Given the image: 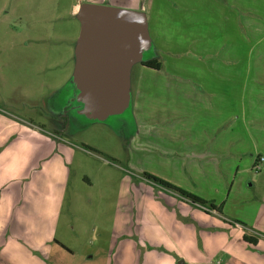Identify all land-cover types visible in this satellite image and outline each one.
Listing matches in <instances>:
<instances>
[{
  "label": "rangeland",
  "instance_id": "rangeland-1",
  "mask_svg": "<svg viewBox=\"0 0 264 264\" xmlns=\"http://www.w3.org/2000/svg\"><path fill=\"white\" fill-rule=\"evenodd\" d=\"M72 2L0 0V113L31 118L51 132L59 125L58 116L68 114L64 136L76 152L56 228L71 252L50 251L48 264H171L181 246H171L176 238L168 236L169 223L159 211L165 195H177L143 173L170 178L205 200L224 201L228 215L251 214L264 195V162L259 171L245 158L239 172L234 164L197 168L191 161L194 152L171 149L172 136L160 129L164 114L170 116L176 107L185 115L180 128L187 130L194 128L198 110L207 114L215 105L217 116L226 115L232 129L248 131L242 149H253V144L260 148L264 120L254 118L249 107L263 111L264 102L257 105L255 100L264 98V90L258 91L251 79L245 87L241 67L250 53L249 62L264 63V56L256 55L264 49V0H147L153 46L143 58L155 57L164 68L136 63L132 73L139 80L138 90L129 87L128 99L100 110L86 100L81 85L72 83L66 87L70 97L59 104L67 111L48 117L43 113L49 107L47 83L58 85L65 79L61 64L66 75L72 74L67 71L69 55L59 52L56 38L70 40L73 66L79 22L71 15ZM240 17L244 30L238 26ZM159 22H167L171 38L161 40ZM174 63L182 69L176 71ZM174 77L176 86H166ZM244 104L249 108L246 117ZM162 222L168 232L161 231Z\"/></svg>",
  "mask_w": 264,
  "mask_h": 264
},
{
  "label": "crops",
  "instance_id": "crops-1",
  "mask_svg": "<svg viewBox=\"0 0 264 264\" xmlns=\"http://www.w3.org/2000/svg\"><path fill=\"white\" fill-rule=\"evenodd\" d=\"M84 3L141 9L145 14L150 34L147 0H74L70 12L71 15L76 16L79 24L75 35L77 38L75 37L73 44V66L70 64L69 51L72 49L70 40L65 42L61 40V36H56L60 43L59 52L69 55L67 71L72 70V74L66 75V68L61 64L60 69L65 74V79L58 85L51 86L47 83L48 87H51L49 93L46 94L49 107L44 109L43 113L48 117H54L57 112L67 111L66 107L62 110L59 104H64L66 97L71 95L70 90L66 92V87L71 88L77 69V53L82 32L78 15ZM243 4L247 6L246 3L240 2L241 6ZM51 9L55 11L53 7ZM237 21L238 26L244 30V20L240 17ZM166 24L167 22L161 24L159 22L157 30L161 40L171 38ZM63 38L66 37L63 36ZM151 42L152 47V38ZM256 51L257 56H264L263 48ZM249 57H252V53L245 59V65L241 67L244 73V85L247 87L248 79H251L258 86V91L262 92L264 90V63L254 64V59L253 62H249ZM151 59L155 57L143 58L142 61L132 64L130 88L134 91L139 88V80L133 78V66L139 63L142 67L156 70L142 64ZM160 64L158 70L164 68L162 62ZM182 67L174 63L173 68L177 71ZM165 69L170 70L171 68ZM175 81V77L173 80L168 79L166 86H176ZM263 102L264 98L255 100L257 105ZM256 107H249L254 110L252 116L264 120V108L263 111H259ZM249 108L246 104L242 107L245 117ZM198 111L195 118H192L194 128L187 130L180 128L185 116L181 109L176 107L170 116L167 112L164 114L165 117L160 121L162 127L160 129L164 130L168 136H172L170 137L172 140L168 143L171 149L174 147L178 151L194 152V154L191 153V161L197 168L207 165L216 170L217 167H232L234 164L238 166L237 172H239L240 162L245 158L247 165L253 169L259 162L260 168L255 170H261L264 162V154L261 153L264 151V143L260 145V148L259 145L253 144V149H242L241 144L245 141L243 135H247V130L242 132L241 129H232L226 121H229L226 115L217 116L215 105L207 114L202 113L201 110ZM16 117H18L16 114L0 113V264H48L50 251L59 248L71 252L70 248L56 236L59 215L70 177V164L76 153L73 145L64 136L67 131L68 114L58 116L59 125L56 127L55 124V127L51 129L52 132L46 128L44 123H35L31 118ZM204 119H207V122H200ZM173 121L176 122L173 124ZM224 121L226 126L222 124ZM167 127L170 129L166 130ZM261 156L262 160H260ZM186 173H188L187 170ZM190 173L192 176L195 175L192 171ZM194 177L192 178L196 179V175ZM166 180L181 187L170 178ZM181 188L204 199L203 195L193 189ZM262 189L263 194L264 185ZM165 200L164 204L160 203L162 206L159 212L164 216L165 223H169L170 235H167L176 238L177 242L172 240L171 246L175 248L181 246L176 259H171V264H179V260H182L184 264H264V195H261V201L254 211L245 216L228 215L225 212L224 201H212L216 206L213 209L193 205L187 200L177 198L174 194L173 196L165 195ZM168 206L176 208L170 210ZM218 206H220L219 209H217ZM160 229L168 232L163 222L160 223ZM244 236L253 237L256 241L252 243ZM184 248H189L191 253L187 255Z\"/></svg>",
  "mask_w": 264,
  "mask_h": 264
},
{
  "label": "water",
  "instance_id": "water-1",
  "mask_svg": "<svg viewBox=\"0 0 264 264\" xmlns=\"http://www.w3.org/2000/svg\"><path fill=\"white\" fill-rule=\"evenodd\" d=\"M78 17L82 32L72 83L98 110L128 99L131 66L151 48L144 12L84 3Z\"/></svg>",
  "mask_w": 264,
  "mask_h": 264
},
{
  "label": "trees",
  "instance_id": "trees-1",
  "mask_svg": "<svg viewBox=\"0 0 264 264\" xmlns=\"http://www.w3.org/2000/svg\"><path fill=\"white\" fill-rule=\"evenodd\" d=\"M142 64L146 65L147 67L153 68V69H158L161 66L160 62L155 60V59L146 60V61L142 62ZM143 175L148 180H151L154 183L160 185L161 187L175 193L178 198H180L182 200H187L190 203H192L193 205L204 206V207L207 206V207L213 208V209L216 208V206L213 204L212 201L205 200V199H203V198H201V197H199V196H197L191 192H188V191L182 189L181 187H179L175 184L168 182L167 180H164V179H162L158 176H155L151 173H143ZM219 207L220 206H218L217 209H219ZM244 238L246 240L252 242V243H254L256 241V239L253 237L244 236Z\"/></svg>",
  "mask_w": 264,
  "mask_h": 264
},
{
  "label": "built area",
  "instance_id": "built-area-1",
  "mask_svg": "<svg viewBox=\"0 0 264 264\" xmlns=\"http://www.w3.org/2000/svg\"><path fill=\"white\" fill-rule=\"evenodd\" d=\"M262 159H263V157L261 156L260 160H262ZM254 167H255V169H259L260 168V163L259 162L256 163Z\"/></svg>",
  "mask_w": 264,
  "mask_h": 264
}]
</instances>
